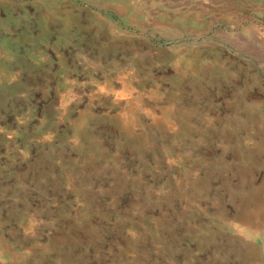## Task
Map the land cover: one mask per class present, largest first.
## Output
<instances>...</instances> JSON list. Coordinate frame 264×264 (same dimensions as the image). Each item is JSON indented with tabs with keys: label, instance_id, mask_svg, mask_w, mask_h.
Segmentation results:
<instances>
[{
	"label": "rangeland",
	"instance_id": "rangeland-1",
	"mask_svg": "<svg viewBox=\"0 0 264 264\" xmlns=\"http://www.w3.org/2000/svg\"><path fill=\"white\" fill-rule=\"evenodd\" d=\"M258 8L0 0V264H264Z\"/></svg>",
	"mask_w": 264,
	"mask_h": 264
},
{
	"label": "crops",
	"instance_id": "crops-1",
	"mask_svg": "<svg viewBox=\"0 0 264 264\" xmlns=\"http://www.w3.org/2000/svg\"><path fill=\"white\" fill-rule=\"evenodd\" d=\"M247 1V0H246ZM257 1H259V0H257ZM255 11L257 12V11H259V12H257L256 14H258V15H261V12L262 13H264V9H262V8H258L257 10L255 9ZM254 12V11H253ZM247 13H245L244 11L241 13V18L242 19H244L245 17H247Z\"/></svg>",
	"mask_w": 264,
	"mask_h": 264
}]
</instances>
